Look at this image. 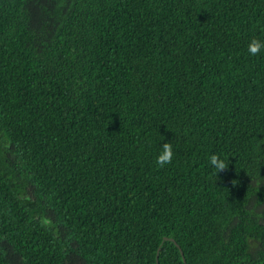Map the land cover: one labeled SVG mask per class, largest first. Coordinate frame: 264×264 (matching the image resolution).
<instances>
[{
	"label": "trees",
	"instance_id": "1",
	"mask_svg": "<svg viewBox=\"0 0 264 264\" xmlns=\"http://www.w3.org/2000/svg\"><path fill=\"white\" fill-rule=\"evenodd\" d=\"M252 38L264 0H0V264H264Z\"/></svg>",
	"mask_w": 264,
	"mask_h": 264
},
{
	"label": "clouds",
	"instance_id": "2",
	"mask_svg": "<svg viewBox=\"0 0 264 264\" xmlns=\"http://www.w3.org/2000/svg\"><path fill=\"white\" fill-rule=\"evenodd\" d=\"M247 49L249 54L256 55L264 49V40L252 38L248 44ZM173 145L167 139H164L162 147L156 156V162L159 166L163 167L172 161ZM209 164L214 169L215 174L225 170L228 167L226 158L222 157L219 153H211L208 156Z\"/></svg>",
	"mask_w": 264,
	"mask_h": 264
},
{
	"label": "water",
	"instance_id": "3",
	"mask_svg": "<svg viewBox=\"0 0 264 264\" xmlns=\"http://www.w3.org/2000/svg\"><path fill=\"white\" fill-rule=\"evenodd\" d=\"M175 244H176V242H175ZM177 246H178V245H177ZM180 251H181V250H180ZM181 255H182V259L185 260L182 251H181Z\"/></svg>",
	"mask_w": 264,
	"mask_h": 264
}]
</instances>
